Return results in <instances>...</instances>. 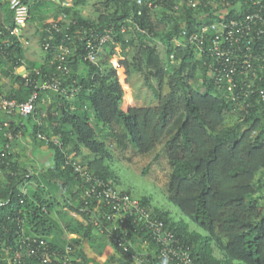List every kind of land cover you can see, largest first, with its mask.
<instances>
[{
    "label": "trees",
    "instance_id": "1",
    "mask_svg": "<svg viewBox=\"0 0 264 264\" xmlns=\"http://www.w3.org/2000/svg\"><path fill=\"white\" fill-rule=\"evenodd\" d=\"M31 1L34 0H23L25 4ZM87 1L72 0L71 9L77 10ZM138 1L106 0L96 20L86 19L76 10L69 24L55 17L53 23L63 29L53 32L51 45L64 43L72 49L67 58L71 74L64 82L67 94L40 93L34 115L19 118L21 126L15 121L8 125L13 133L21 130L22 136L35 144L47 146L53 165L32 173L31 166L21 162L16 152L22 138L12 142L5 156L0 151V254L12 249L7 252L12 257L23 237H39L55 250L70 247L74 264L93 263L84 246L88 243L93 248L99 242L98 246L105 248L106 239L113 233L103 219L108 209L95 199H82L85 182L72 166L66 165V160L68 155L80 156V151L86 150L88 155L81 157V163L93 175L118 188L114 185L117 176L110 165L112 154L107 146L109 138H114L121 148L130 145L142 155L152 153L165 142L171 169L167 200L206 234L192 230L184 219L175 220L170 211L152 209L151 199L140 200L175 234L195 262L264 264V205L258 197L264 188V104L248 111L236 108L217 89L214 80L208 79L190 49L176 52V65L168 63L171 41L183 29L194 32L199 26L218 20L211 9L184 6L176 11L175 0H141L142 5ZM227 1L231 2L230 7L245 12L256 0ZM151 2L157 9H150ZM0 10L4 12V21L0 22V69L11 63L12 68L4 74L15 84L0 95L27 102L34 89L15 74L24 66L25 51L20 41L3 29L13 23L14 12L10 2L0 5ZM235 12L232 9L229 18L237 17ZM124 26L128 27L125 33ZM47 27L49 30L51 24ZM104 29L112 30L121 45L122 58L116 66L109 62L113 45L106 47L109 53L101 56L99 65L83 60L89 34L79 33H99ZM47 36L48 32L44 39ZM154 38L162 42L166 62L153 44ZM45 52L46 62L34 66L29 73L31 78L44 79L57 73V65L52 64L56 52ZM145 71L149 72L147 80L154 77L160 87L167 79L170 90L163 94L151 86L157 104L138 107L130 92V79ZM200 71L203 82L196 88L192 83ZM48 97L53 102L47 108L44 103ZM229 120L235 122L228 124ZM39 134L47 140L39 139ZM55 138H60L61 147L51 141ZM4 144L0 135V147ZM51 186L57 188L53 196L47 190ZM68 234L81 238L68 239ZM139 238L149 241L148 254L140 253ZM124 242L127 250L113 241L121 254L116 264H128L134 254L148 258L151 264H169L154 258V242L139 227L131 225ZM0 264L8 263L1 259ZM21 264L42 262L23 257Z\"/></svg>",
    "mask_w": 264,
    "mask_h": 264
},
{
    "label": "built area",
    "instance_id": "2",
    "mask_svg": "<svg viewBox=\"0 0 264 264\" xmlns=\"http://www.w3.org/2000/svg\"><path fill=\"white\" fill-rule=\"evenodd\" d=\"M9 2L14 12V20L12 24L3 29L20 40L22 31L30 19V5L25 4L23 0H9ZM37 2L56 3L62 10L72 8V0H37ZM138 4L142 5V1L139 0ZM184 6L195 9L201 6L209 8L218 20L211 24L201 25L194 32L183 29L171 41L168 63L171 66L176 65L179 62L176 52L190 49L193 51L195 60L206 71L207 76L214 80L217 89L222 91L227 100L231 101L236 108L248 111L257 104H264V0L254 1L253 6L248 7L245 12H242L239 7H230L231 2L227 0L207 2L175 0L174 9L176 11ZM149 7L155 10L158 6L151 2ZM232 9H235L238 15L235 18H229ZM139 15L142 13L140 12ZM63 18L62 22L65 23L67 16L63 15ZM135 28L138 29V27ZM62 29L63 27L58 24L51 23L48 36L43 44L45 51L56 52L52 64L57 65V73L51 77L36 79L31 78L28 73L21 74V68H19L17 71L20 72L16 75L22 76L26 85L34 89L31 98L21 103L0 95V135L5 140L3 147H0L2 157L11 149L14 140L22 138L21 130L17 133L8 130L10 121L19 123V118L33 116L42 92L67 94L64 82L71 74L67 58L72 53V49L64 43L57 47L51 45L54 40L53 32H61ZM127 29L128 27L124 26L122 32L125 33ZM129 29L132 27L130 26ZM80 34H89L83 53L85 62L99 65L101 56L106 54L108 45L114 46V53L109 60L112 66H116L117 61L122 58L121 45L115 41L112 30L104 29L99 33L84 31ZM66 37L69 36L66 35ZM19 125L22 124L19 123ZM38 137L41 140H47L42 134ZM51 141L61 147L60 138L51 139ZM66 165L72 166L75 173L79 174L85 182L82 199L84 201L95 199L108 209L103 214V219L110 224L113 230L111 239L120 248L127 250L124 239L130 231V226L133 225L139 227L140 231L147 234L148 238L154 242L156 260L169 264H198L189 250L179 243L175 234L153 214L151 208L143 205L140 199L134 198L124 190L108 185L103 179L93 175L88 166L81 164L71 155L67 156ZM140 239L142 243L149 244L147 239ZM10 251L12 249L7 250V252ZM23 257L38 258L42 264H74L70 247H67L65 251L55 250L46 240L39 237H23L21 245L13 251L12 257L6 256L4 260L8 264H21ZM131 258L135 262L151 264L148 258H142L139 254H134Z\"/></svg>",
    "mask_w": 264,
    "mask_h": 264
},
{
    "label": "rangeland",
    "instance_id": "3",
    "mask_svg": "<svg viewBox=\"0 0 264 264\" xmlns=\"http://www.w3.org/2000/svg\"><path fill=\"white\" fill-rule=\"evenodd\" d=\"M106 0H88L84 6L69 9L66 12L60 11V6L56 3H39L37 0L30 2L31 17L28 20L26 27L22 31L20 43L23 45L25 51V63L21 67V74H29L34 69L36 64L45 63L47 60V53L43 49V41L46 32H48V25L54 22L55 17L61 21L64 20L63 15H66L65 23L71 22V15L76 10L84 18L96 20L99 16V11H102V4ZM9 2V0H0V4ZM4 17V12L0 11V22ZM159 48L163 62H166L165 49L159 39H153V44ZM109 51V50H108ZM106 53H109V52ZM12 68V64H8L3 69H0V92L6 93L9 89L15 86L12 79L4 74L6 70ZM19 70H15V74H19ZM149 72L145 71L142 74H134L130 79V92L133 96L135 104L138 107H151L157 104L154 90H158L163 94L169 92L168 80L166 79L162 86L154 77L147 80ZM210 76L208 77V79ZM203 82V72L200 71L197 77L193 80L192 85L198 87ZM153 88H152V87ZM53 100L48 97L45 101V106L48 108ZM234 120H229L228 124H233ZM26 136H22V140H26V144L22 145L21 162L30 165L34 169L46 170L53 165V155L49 148L46 151H40L41 146L35 144L31 139L30 142ZM107 146L111 151L112 160L110 165L117 176V183H114L118 189L131 192L136 199L147 197L151 199V208H161L172 212L175 220L184 219L192 230L206 234L195 223L190 221L188 217L183 215L179 209L167 200V185L170 175V165L166 158L165 142L157 147L155 151L150 154H139L132 146L128 145L126 148H121L117 140L109 138ZM37 148V149H36ZM70 150V149H69ZM88 155L87 151L82 149L80 156L72 153L80 163L83 162V156ZM51 156V157H50ZM82 164V163H81ZM5 180V179H4ZM32 186L35 188L36 184ZM50 195H55L57 188L51 186L47 188ZM258 197L260 202L264 205V188L259 191ZM141 254H147L150 249L149 244L140 243ZM128 264H142L131 260Z\"/></svg>",
    "mask_w": 264,
    "mask_h": 264
},
{
    "label": "crops",
    "instance_id": "4",
    "mask_svg": "<svg viewBox=\"0 0 264 264\" xmlns=\"http://www.w3.org/2000/svg\"><path fill=\"white\" fill-rule=\"evenodd\" d=\"M4 4V3H3ZM3 4H0V5H3ZM0 11H2V10H0ZM3 12V11H2ZM2 21H4V17H3V19H2ZM27 138V140L30 142V138L29 137H26ZM25 138V139H26ZM26 140H22L21 139V141L18 143V146H17V148H16V152H17V154H19V157H20V161H22L21 160V149H23L24 147L22 146L23 144L25 145L26 144ZM37 149V148H36ZM48 149V147L47 146H41V148H40V151H46ZM88 153V152H87ZM51 157V156H50ZM30 166V165H29ZM48 169V168H47ZM31 171H32V173H34V174H38L41 170H43V168L42 169H39V168H37V169H34L33 167H31V169H30ZM51 196H53V195H51ZM60 210V209H59ZM66 210H68V209H66ZM71 216H73V217H75V218H77V219H79V216H77L76 214H74V213H71ZM68 239H76V238H81V235H78V234H68ZM106 246H105V248L104 249H101L99 246H98V243H97V245H95L93 248H91L90 246H89V244L88 243H85V246H84V250H85V252H86V254H87V256L90 258V259H92L93 260V263L92 264H116V262L120 259V256H121V254L120 253H118L116 250H115V248H114V244H113V241H112V239L109 237V238H107L106 239ZM138 242H139V244L140 243H142L141 242V239L139 238L138 239ZM6 256H8L7 255V252L5 253V254H0V260L1 259H5L6 258ZM5 257V258H4Z\"/></svg>",
    "mask_w": 264,
    "mask_h": 264
}]
</instances>
